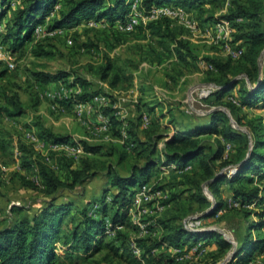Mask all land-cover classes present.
<instances>
[{
  "label": "rangeland",
  "instance_id": "374dc122",
  "mask_svg": "<svg viewBox=\"0 0 264 264\" xmlns=\"http://www.w3.org/2000/svg\"><path fill=\"white\" fill-rule=\"evenodd\" d=\"M102 1L103 5H113L115 0ZM132 1L129 0L127 13ZM229 1L204 0V11L185 8L184 20L145 16L130 31L121 30L117 24L106 20L80 17L55 35L45 32L35 35L33 32L32 40L14 52L0 44V49L8 51L6 56L11 57L10 60L0 58V227L24 216L31 218L38 213V205L52 196L43 190L39 173L41 164L52 168L65 180L69 167H80L85 157L97 163L94 168L97 174L72 190L60 188L54 194V203L72 202L63 221V229L68 230L81 219V209L86 207L87 212L98 216L96 210L101 208L99 200L103 193H106L107 202L114 193L115 187L106 184L104 163H111L119 173L125 174L132 163L143 161L139 152L140 140H149L159 134L158 148L162 151L164 140L175 128L206 124L208 113L214 109L225 113L232 127L245 133L249 149L253 142L249 125H257L259 139L264 140L263 100L252 105L240 104L241 87L251 85L245 76L235 75L239 83L224 94L223 103L212 96L217 88L213 81L216 74L205 57L212 55L237 60L245 49L243 38L236 39L235 35L246 28L243 23L247 19H238L235 25L221 17L227 13ZM19 3L20 0H10L5 17L10 16ZM65 5L66 0H57L45 21L36 25H42L44 30ZM208 15L213 17L206 21ZM261 16L264 27V11ZM222 19L228 23L224 25ZM192 20L196 21V27H189ZM41 48L44 53L36 54L35 51ZM233 51L238 53L233 54ZM108 59L130 75L132 82L121 80L117 86L111 87L109 80L101 78L102 67ZM7 61H12L13 65ZM259 63L262 68L264 48ZM40 71H64L66 75L42 82L36 78ZM93 91H97L96 95H105L106 101L101 104L97 100L80 111L76 109V101L72 99L83 92ZM232 98L236 105L234 111L225 104ZM17 107L20 112L14 113ZM104 107H113L114 110L105 114ZM111 115H115L119 123L113 125ZM54 135L66 136L68 140L55 145ZM201 137H207L206 141H212L214 147L213 140L217 135L209 133ZM83 140L101 145L100 151L91 154L66 147V144H81ZM236 145L241 146L242 142L237 141ZM260 149L264 152V147ZM236 152L234 145L225 149L229 157ZM197 165L198 159L195 158L185 165L156 166L146 182L150 187V198L133 203L139 185L131 193L128 220L131 223L121 228V232L107 228L103 242L88 252H84L81 245L74 247L54 241V264H146L145 258L135 263L128 254L140 256V238H158L178 225L189 229L195 220L200 221L195 229L219 232L231 243L230 247L221 252L212 238L207 242L198 241L191 247L163 243L156 252L172 255V264H234V255L245 238L246 227L259 219L255 211L262 204L249 203L250 206L246 207L252 212L248 215H244L241 206L228 207L226 203L233 195L230 184L222 181L219 188L222 211L206 216L217 197L205 182L201 191L209 204L200 206L188 199L191 186L188 178ZM234 171L235 165L229 164L220 167L218 172L232 174ZM253 175L254 183L264 186V176ZM108 206L107 221L111 212ZM257 233L250 230L248 238L254 239ZM259 235H264V229L259 230ZM241 264H264V251H255L248 262Z\"/></svg>",
  "mask_w": 264,
  "mask_h": 264
},
{
  "label": "trees",
  "instance_id": "16d2710c",
  "mask_svg": "<svg viewBox=\"0 0 264 264\" xmlns=\"http://www.w3.org/2000/svg\"><path fill=\"white\" fill-rule=\"evenodd\" d=\"M203 1L140 0V8L144 13H148L153 6L169 3L183 6L187 10L196 8L198 11H204ZM56 2L57 0H20V3L12 9L10 16L5 17L10 0H0V26L2 27L0 29V44L6 45L11 52H14L31 41L35 25L45 21V16L52 12ZM128 3L129 0H115L113 5H103L102 0H66L65 8L60 9L57 15L52 17L46 28L68 26L80 17L106 20L112 24L116 20L126 17L129 9ZM227 7V13L222 14V18H226L235 25L238 24L236 22L238 19H247L243 23L246 28L241 29L235 35L236 39L243 38L245 49L241 58L237 60L230 57L221 59L212 55L205 57L211 66V71L216 74L213 81L217 84V88L212 92V96L216 101L223 103L224 94L239 83V79L235 75L242 74L251 85L241 87L240 104L252 105L259 100H263L264 103V64L261 68L259 63V57L264 48V27L261 16L264 11V0H230ZM163 17L167 19L166 16ZM212 17L213 15H208L206 21ZM35 52L43 54L44 50L41 48ZM110 74L112 77L109 79ZM65 75L64 71L55 73L40 71L37 72L36 78L42 82H48L63 78ZM101 78L109 80L108 83L111 87L117 86L121 80L132 82L131 76L115 67L110 59L102 67ZM96 93L97 91L83 92L72 100H88ZM72 100L66 99L65 101L71 103ZM225 104L229 105L231 111L236 109L232 99L225 101ZM19 110L20 108L17 107L14 113L20 112ZM113 110V107L102 109L105 114H109ZM110 119L113 125L119 123L115 115H111ZM208 120L206 124L198 123L192 127L185 125L182 128H175V131L164 140L162 151L158 148V140L161 138L159 134L150 137L149 140L138 141L143 161L132 163L125 174L119 173L111 163H102L105 169L106 184L115 187L114 193L108 202L105 200L106 193H103L99 200L101 208L96 210L99 212L98 216L95 213L87 212L86 207L81 209V219L68 230L63 229V221L72 207V202L67 200L54 203V194L60 188L72 190L77 184L97 174V169H94L97 163H93L91 158L85 157L82 159L83 163L80 167H69L68 179L65 180L60 178L52 168L41 164L39 173L43 180V190L52 196L38 205V213L31 218L24 216L20 220L0 227V264H54L56 258L54 241L74 247L81 245L84 252L98 247L106 236L107 228L121 232V228L131 223L128 221L131 193L135 186L149 180L156 166L169 163L185 165L195 158L198 159V165L188 178L192 186H190L188 199L200 206H207L209 200L201 191V185L205 182L209 191L217 197L214 207L206 213V216L215 214L222 206L223 200L219 195L222 181L230 184L233 198L241 202L244 215L252 212L247 209L246 204L251 202L262 204V207L255 211L259 219L251 221L246 227L245 238L237 247L234 255L236 258L234 264L248 262L255 251L263 252L264 235H259V230L264 229V197L261 193H264V186L254 183L253 174L264 176V152L260 149L264 147V140L259 139L257 125H249L253 137L252 147L249 149L245 133L232 127L228 122L227 115L218 109L208 113ZM219 122L222 124L219 125ZM209 133L217 135L213 140L214 147L211 146L212 141H206L207 137H201L202 134ZM52 140L54 143H64L68 137L54 135ZM237 141H241L242 145H236ZM227 142L234 145L238 151L232 157H229V153L225 154ZM81 144L83 149L91 154H96L101 149V145L91 144L85 140L81 141ZM229 164L235 165V171L232 174L218 172L220 167ZM21 178L30 183L24 177ZM33 186H35L34 183ZM156 188L158 189L160 186ZM95 202L94 200L93 204ZM108 204L111 211L109 212V221L105 219L108 214ZM250 230L257 231V237L249 239ZM212 238L216 240L221 252H225L231 245L217 231L186 229L182 225H178L172 231L158 238L152 240L140 238L139 241L142 242L140 256L128 254L135 263H140L145 258L146 264H172L174 260L172 255L163 251L156 252L161 244L191 247L198 241L207 242ZM242 252L244 253L242 254Z\"/></svg>",
  "mask_w": 264,
  "mask_h": 264
},
{
  "label": "built area",
  "instance_id": "2783aa9c",
  "mask_svg": "<svg viewBox=\"0 0 264 264\" xmlns=\"http://www.w3.org/2000/svg\"><path fill=\"white\" fill-rule=\"evenodd\" d=\"M130 12L126 14V17L124 19H118L115 21V24H117V26L121 29V30H125V31H130L133 29V27L140 22L141 18L145 17V16H150V17H158V16H166V17H171V18H179V19H185V15H186V9L183 6L180 5H175V4H169V3H164V4H160V5H156L153 6L148 13H144L143 9L140 8V1H135L133 0L131 5H130ZM96 20V19H95ZM223 24H227L228 21L227 20H223ZM196 21L192 20L189 23V27H196ZM63 29V27H58V28H53V29H47L44 28L42 25H36L34 27V34L38 35L40 34V32H45L49 35H55L58 34L59 32H61ZM8 51H2L0 49V58H4V59H11L10 56H6L9 55L7 54ZM237 51H233V54H237ZM8 64L10 66L13 65L12 61H7ZM99 101L101 104H103L106 101V96L102 95V94H98V95H94L90 100H84V101H76V103L74 104L76 106V109H78L79 111L82 110L83 107L86 106H90L91 102H95V101ZM233 101H235L232 98ZM101 117L103 116L101 113L99 114ZM145 118V117H144ZM32 138H35L34 136H32ZM55 145L59 144V143H54ZM230 144L227 142L225 144L226 148L229 146ZM66 147L76 151V152H83L84 149L82 147L81 144L76 143V144H66ZM146 198H150V187H147L146 182L142 183L139 185V187L137 188L136 191V199L133 201L136 203H140L142 199H146ZM226 205L228 207H240L242 206L241 202L238 199L232 198L229 199L226 203ZM245 206L249 207L250 204H246ZM225 207V206H224ZM131 209V208H130ZM217 211H222V206L217 210ZM199 220H195L194 222L191 223L192 227H189V229H195L197 227H195L196 225L199 224ZM120 227V226H118Z\"/></svg>",
  "mask_w": 264,
  "mask_h": 264
}]
</instances>
